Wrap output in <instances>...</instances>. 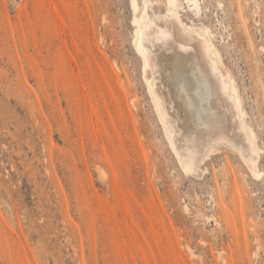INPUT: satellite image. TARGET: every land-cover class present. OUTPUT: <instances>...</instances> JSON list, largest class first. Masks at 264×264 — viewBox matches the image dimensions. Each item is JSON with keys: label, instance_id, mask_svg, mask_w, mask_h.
<instances>
[{"label": "rangeland", "instance_id": "374dc122", "mask_svg": "<svg viewBox=\"0 0 264 264\" xmlns=\"http://www.w3.org/2000/svg\"><path fill=\"white\" fill-rule=\"evenodd\" d=\"M192 1L261 176L223 147L181 170L133 44L143 0H0V264H264V0Z\"/></svg>", "mask_w": 264, "mask_h": 264}, {"label": "bare ground", "instance_id": "6f19581e", "mask_svg": "<svg viewBox=\"0 0 264 264\" xmlns=\"http://www.w3.org/2000/svg\"><path fill=\"white\" fill-rule=\"evenodd\" d=\"M143 1L141 17L134 21L133 44L154 111L181 170L197 176L204 159L223 147L259 178L256 136L208 31L186 28L177 0ZM132 7L136 9L134 0Z\"/></svg>", "mask_w": 264, "mask_h": 264}]
</instances>
